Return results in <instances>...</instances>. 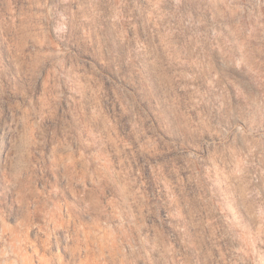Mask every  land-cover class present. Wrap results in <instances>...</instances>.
I'll return each instance as SVG.
<instances>
[{
    "label": "rangeland",
    "instance_id": "rangeland-1",
    "mask_svg": "<svg viewBox=\"0 0 264 264\" xmlns=\"http://www.w3.org/2000/svg\"><path fill=\"white\" fill-rule=\"evenodd\" d=\"M0 264H264V0H0Z\"/></svg>",
    "mask_w": 264,
    "mask_h": 264
}]
</instances>
